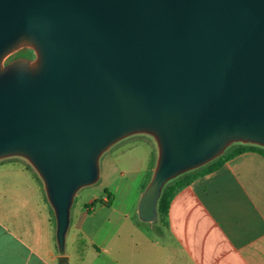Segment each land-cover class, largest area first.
<instances>
[{"label": "water", "instance_id": "1", "mask_svg": "<svg viewBox=\"0 0 264 264\" xmlns=\"http://www.w3.org/2000/svg\"><path fill=\"white\" fill-rule=\"evenodd\" d=\"M134 136L155 145L142 224L171 181L264 149V0H0V162L37 176L61 257L77 193Z\"/></svg>", "mask_w": 264, "mask_h": 264}, {"label": "crops", "instance_id": "2", "mask_svg": "<svg viewBox=\"0 0 264 264\" xmlns=\"http://www.w3.org/2000/svg\"><path fill=\"white\" fill-rule=\"evenodd\" d=\"M153 161L155 153H145L127 171L145 175ZM0 172L21 186L15 194H0L1 203L16 207L0 208V264H61L62 258L71 264L57 252L37 181L16 160L0 162ZM112 222L103 241L89 243L90 256L76 247L75 264H264V158L246 151L198 176L174 196L165 223L142 224L135 213H120ZM74 229L72 246L86 247L85 235Z\"/></svg>", "mask_w": 264, "mask_h": 264}, {"label": "rangeland", "instance_id": "3", "mask_svg": "<svg viewBox=\"0 0 264 264\" xmlns=\"http://www.w3.org/2000/svg\"><path fill=\"white\" fill-rule=\"evenodd\" d=\"M150 152L153 154L155 153V145L152 140L146 136H134L118 143L102 156L100 159L99 181L93 186L81 189L77 193L71 208L70 226L66 235L65 243V255L70 257L71 264H75L78 259L79 254L76 253V247L78 250L84 251L88 256L91 255L92 249L90 248L91 246L89 243L99 244L106 238L105 235H108L111 232L110 227L113 225L112 219H115V216H119L120 213H128L132 217L134 216L138 196L141 193V189L145 187L149 180V172L145 175H137L134 173L130 174L127 169L130 165V161L135 159L139 160L145 156V153L148 154ZM12 160L21 162L30 172L34 180L37 181L39 186V200L43 206H46L47 210H49L51 221L55 228L52 212L45 200L42 185L37 176H33L35 173L30 170L31 168L25 162L18 159ZM9 178L10 176L2 175L0 172V194L4 191L12 194L20 191L21 186L14 185ZM105 190H107L112 196L110 205L105 206L100 203H95L93 206H89L94 200L105 201L107 198L104 192ZM0 205V208L4 211L16 210V207L13 206L14 204H11L10 202H0ZM106 216H108V220H110L109 222L105 221ZM157 223L159 224L160 222L157 221ZM100 225H102V229H98L97 231V226ZM76 226H78L81 233L86 237L87 243L84 248H81L80 242L72 246L74 228ZM151 233L152 237H157V232L152 230ZM54 234L53 231V235ZM60 263L63 264V258Z\"/></svg>", "mask_w": 264, "mask_h": 264}, {"label": "trees", "instance_id": "4", "mask_svg": "<svg viewBox=\"0 0 264 264\" xmlns=\"http://www.w3.org/2000/svg\"><path fill=\"white\" fill-rule=\"evenodd\" d=\"M246 151H253V152H257L258 154H260L263 158H264V149L260 148V147H256V146H250V145H234L233 147H231L230 149H228L221 157H219L218 159H216L215 161L211 162L210 164L187 174H184L180 177H178L177 179L171 181L170 183H168L163 191L162 194L160 196V199L158 201L157 204V221L161 222V223H165V220L167 218V212L169 209V205L172 201V199L174 198V196L179 193L181 190H183L184 188H186L187 186H189L198 176L201 175H205L208 174L210 172H213L217 169H219L220 167L223 166V164L225 163L226 160L239 155L243 152ZM154 166V161L151 164L150 167V171H149V177L151 174V170ZM31 170V169H30ZM34 177H36L35 174H33ZM107 198L106 200H94L91 205L89 206H93L95 203H100L102 205L105 206H109L110 202H111V194L108 193L107 190L104 191ZM87 206V207H89Z\"/></svg>", "mask_w": 264, "mask_h": 264}, {"label": "flooded vegetation", "instance_id": "5", "mask_svg": "<svg viewBox=\"0 0 264 264\" xmlns=\"http://www.w3.org/2000/svg\"><path fill=\"white\" fill-rule=\"evenodd\" d=\"M31 55L30 52L26 53V54H22V55H18L16 58H29Z\"/></svg>", "mask_w": 264, "mask_h": 264}]
</instances>
